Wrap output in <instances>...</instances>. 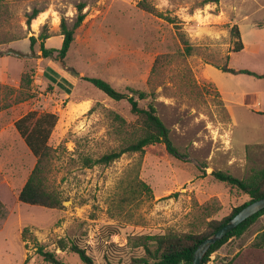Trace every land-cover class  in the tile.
I'll list each match as a JSON object with an SVG mask.
<instances>
[{"label": "rangeland", "instance_id": "obj_1", "mask_svg": "<svg viewBox=\"0 0 264 264\" xmlns=\"http://www.w3.org/2000/svg\"><path fill=\"white\" fill-rule=\"evenodd\" d=\"M139 1L3 0L11 16L0 27V52L11 48L39 57H0V107L13 100L24 71L32 72L34 93L0 110V127L13 144L0 161L13 177L1 187L9 194L22 187L36 162L12 122L30 111L55 113L48 141L56 152L51 180L64 201L61 209H47L2 194L0 264H49L35 253V241L23 242L25 228L64 264L83 263L57 248L58 239L85 249L94 264H129L134 252L142 254L135 249L142 236L202 234L208 222L223 220L249 200L211 173L246 179L264 168V79L217 67L264 73V0H147L159 17L137 8ZM79 4L84 19L65 59L43 58L40 36L51 37L46 48L59 49L60 23L64 19L72 29ZM33 8L42 12L27 25ZM233 25L244 44L238 53L231 52ZM182 38L192 48L189 55ZM83 77L101 78L120 92L153 94L139 104H153L180 157L156 144L108 165L85 166V158L96 160L119 145L112 113L127 122L135 117L126 101L109 99ZM263 228L264 216L229 239L208 264H264V249L250 246Z\"/></svg>", "mask_w": 264, "mask_h": 264}, {"label": "trees", "instance_id": "obj_2", "mask_svg": "<svg viewBox=\"0 0 264 264\" xmlns=\"http://www.w3.org/2000/svg\"><path fill=\"white\" fill-rule=\"evenodd\" d=\"M219 1L220 0H205L203 4H217ZM137 8L147 13L155 14L158 17L161 16L147 0L139 1L137 3ZM83 9L84 6L82 4L77 6V20L72 29L67 27L64 19L61 21L60 34L63 38L59 49L46 48L44 42L49 39L50 36H40V49L43 58H51L53 54H56L55 60L62 62L65 59L73 42L74 29H76L84 19ZM41 12V10L33 8L30 13L26 14V24L30 25L31 21ZM10 16L8 9L4 6L3 0H0V27ZM170 22L173 23L172 20H170ZM231 32L236 38L231 52L238 53L244 49L238 26L233 25ZM30 39L32 47L33 39ZM182 41L185 45V52L189 55L192 48L187 45V41L183 38ZM156 65H158V62H156L155 67ZM217 68L233 75L242 74L257 79H264V73L260 74L247 69H232L229 68L227 64ZM82 79L101 91L109 99L116 102L126 101L129 105L130 113L135 117L134 122H127L120 115L112 113L111 133L117 137L119 145L96 160L85 158V166L91 167L96 164L108 165L118 160L123 154L142 153L148 146L156 144H162L170 156L175 158L180 157L178 149L171 140L169 129L157 115L153 104L147 103L145 107L139 104L140 101H146L153 94L131 88L128 89V92H120L114 89L107 81L97 77H83ZM31 83L32 72L24 71L20 76L19 87L13 100L0 107V110L34 98V93L31 90ZM57 120L58 116L55 113L30 111L17 119L13 124L16 132L36 159L34 167L18 192L17 200L20 203L47 209H61L62 207L64 201L62 195L51 180L52 165L56 158V152L48 145L50 135ZM211 175L216 181L226 184L231 190H236L247 195L249 200L241 206L234 208L231 214L223 220H212L208 222L207 229L202 234L188 233L178 235L169 232L161 235L142 236L139 244L135 246V249H141L142 254L134 252L135 254L132 255L129 264H191L193 252L202 240L212 235L226 224L228 220L236 215L242 208L264 197V168L253 171L246 179H238L223 171H213ZM139 186L145 190H149L148 186L143 182H140ZM8 196L10 197L11 195L8 194ZM3 208L4 204L0 199V216H2ZM262 216H264V209L246 219L220 241L212 245L203 259V264H208L210 256L216 253L229 239L239 238L245 234ZM21 237L23 242L29 240L35 241V253L41 257L44 262L49 264H64L54 252L46 250L43 245L36 242L35 237L27 228L23 229ZM55 243L60 250H69L76 254L83 264H94L93 259L86 253V250L80 248L76 243L72 241L66 242L64 239H58ZM250 246L256 250L264 249V228L256 233ZM220 264L231 263H224V261H221Z\"/></svg>", "mask_w": 264, "mask_h": 264}, {"label": "water", "instance_id": "obj_3", "mask_svg": "<svg viewBox=\"0 0 264 264\" xmlns=\"http://www.w3.org/2000/svg\"><path fill=\"white\" fill-rule=\"evenodd\" d=\"M3 55H14L16 57L25 58V59L39 57V55L37 56L30 55L11 48L0 52V57ZM63 69L69 72L70 75L74 76L75 78L80 77V74L71 67L63 65ZM263 209H264V197L255 200L250 204H248L247 206H245L244 208H242L236 215L230 218L226 224H224L212 235L208 236L199 243V245L196 247L195 251L193 252L191 264H203V259L212 245L220 241L225 235L230 233L233 229H235L238 225L243 223L246 219L252 217L253 215L257 214Z\"/></svg>", "mask_w": 264, "mask_h": 264}, {"label": "crops", "instance_id": "obj_4", "mask_svg": "<svg viewBox=\"0 0 264 264\" xmlns=\"http://www.w3.org/2000/svg\"><path fill=\"white\" fill-rule=\"evenodd\" d=\"M260 74H262V73H260ZM0 84L4 85L5 84V79L0 80ZM258 99H259V101L256 104L257 105H260L261 104V100H262V96L261 95H258ZM15 121L12 122L11 129L14 128L13 124H14ZM4 133H5V127L2 126V127H0V137H1V139H0V161L6 160L4 158H1L2 154L5 151H7V150L12 151L13 150L12 149L13 144L12 143L9 144V142L5 139ZM10 133L12 135V130L10 131ZM12 177L13 176L7 174V171H5V169L3 167H1V165H0V197H1L2 194H5V193L9 194V192L5 188L1 187V185L2 184H6V185L10 186V179ZM21 188L22 187H20L17 190H11V194L10 195L13 198L17 199L18 192L20 191ZM0 217H2V216H0Z\"/></svg>", "mask_w": 264, "mask_h": 264}]
</instances>
